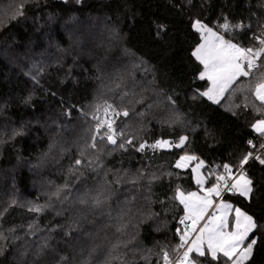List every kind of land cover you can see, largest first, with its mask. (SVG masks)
<instances>
[{
	"label": "trees",
	"instance_id": "trees-1",
	"mask_svg": "<svg viewBox=\"0 0 264 264\" xmlns=\"http://www.w3.org/2000/svg\"><path fill=\"white\" fill-rule=\"evenodd\" d=\"M225 17L240 27L217 29ZM197 19L244 47L264 38V0H0V264H164L162 249L173 262L177 186L198 189L189 164L203 160L207 177L247 152L264 158L251 128L264 106L250 92L199 95ZM105 104L129 111L115 117L116 145L91 119ZM158 140L169 146L137 151ZM186 154L198 160L176 168ZM245 171L252 199L223 198L256 220L245 264H264V165ZM219 256L192 254L231 264Z\"/></svg>",
	"mask_w": 264,
	"mask_h": 264
},
{
	"label": "snow or ice",
	"instance_id": "snow-or-ice-1",
	"mask_svg": "<svg viewBox=\"0 0 264 264\" xmlns=\"http://www.w3.org/2000/svg\"><path fill=\"white\" fill-rule=\"evenodd\" d=\"M79 2L80 0H77V3ZM17 14L22 15V12L18 10ZM224 20L223 24H218L216 27L225 33L233 31L234 27H240V25H231L227 17ZM192 26L201 35V43L192 52L193 57L202 66L198 79L208 81V87L199 92V95L213 103H220V99L226 92L231 91L233 94L237 91L250 92L255 100L264 106V38H256L259 47H244L231 39H226L220 31H214L199 19L195 20ZM242 77L247 83L241 80ZM169 99L171 100V97ZM109 109H112L114 117L129 115L127 109L117 111L112 105H108L104 109L106 116ZM257 110L259 111V109ZM96 119L98 120L95 129L97 135L101 128H106L100 138L116 145L117 139L124 136L123 129L118 130L115 127L114 119L111 121ZM252 128L261 137H264V119L257 120ZM187 140V136H181L175 146L182 147ZM131 143L132 140H125L119 144V147L124 149L126 144ZM248 144L255 147L251 140L248 141ZM168 146V141L158 140L151 145L141 143L137 151H144L145 147L155 150ZM91 147L95 148V143ZM260 149L264 150V143L260 145ZM250 159L258 160L260 164L264 165V158L261 155L254 156L252 152H247L235 165V172L233 165L225 163L218 166L223 168V173H217L215 169L209 168L207 177L200 174V169L204 167V161L199 160L192 171L196 174L195 183L199 186L200 192L185 193L177 186L174 198L178 199L184 208L185 214L179 221L184 225V230L181 232L180 229H177L180 243L172 251L179 253L180 249L185 250L182 255L177 256L175 264H198V261L192 258L193 253L199 257L210 254L213 261H218L220 258L218 254H222V257L230 261L231 264H245L250 259L256 239L249 240V235L259 225L252 215L239 207H234L223 198L225 193H230L244 197L249 201L252 199L254 182L245 171V165ZM193 160H198V158L194 155H183L176 162L175 167H187ZM75 163L80 165L81 160L77 159ZM212 176L215 177V182L205 188L208 178ZM217 198L219 203H215ZM100 204L101 201L97 198L94 206L99 207ZM36 210L39 211V209ZM188 221L191 223H187ZM201 221H204L203 226H199ZM193 233L196 234L195 239L190 240ZM161 251L164 264H172L169 252L164 249Z\"/></svg>",
	"mask_w": 264,
	"mask_h": 264
},
{
	"label": "built area",
	"instance_id": "built-area-1",
	"mask_svg": "<svg viewBox=\"0 0 264 264\" xmlns=\"http://www.w3.org/2000/svg\"><path fill=\"white\" fill-rule=\"evenodd\" d=\"M108 106V104H105V105H102L98 110H97V112L95 113V115L91 118L94 122H95V124L97 125V123H98V120L96 119V118H99V120H105V119H107V120H115V117L113 116V113H112V109H109V111H108V113H107V116L105 115V112H104V109L106 108ZM94 117H96V118H94ZM106 131V128H101V130H100V133H103L104 134V132ZM96 135H97V133H96ZM160 148H158V149H155L156 151H158ZM154 150V149H153ZM213 169H215V168H213ZM214 180H215V177H214ZM217 200H219V199H217ZM182 210H183V214L179 217V219H178V226H179V228L183 231L184 230V225H182V224H180V219H181V217H183L184 216V208H183V205H182ZM187 223H191L190 221H188ZM195 233H193L192 234V236L190 237V240L191 239H193L194 237H195ZM185 249H182L181 250V252L178 254V255H182V253H183V251H184ZM176 259H177V257H176ZM176 259L172 262V264H175V262H176Z\"/></svg>",
	"mask_w": 264,
	"mask_h": 264
},
{
	"label": "rangeland",
	"instance_id": "rangeland-1",
	"mask_svg": "<svg viewBox=\"0 0 264 264\" xmlns=\"http://www.w3.org/2000/svg\"><path fill=\"white\" fill-rule=\"evenodd\" d=\"M193 29H194V28H193ZM194 30H195V29H194ZM195 31H196V30H195ZM196 32H197V31H196ZM197 33L199 34L200 39H201V35H200V33H199V32H197ZM200 43H201V41H200ZM200 43H199V44H200ZM194 58H195V57H194ZM196 61H197V60H196ZM197 62H198V61H197ZM206 81H207V80H206ZM226 93H227V92H226ZM226 93H225V94H226ZM225 94H224V95H225ZM223 97H224V96H223ZM223 97H222V98H223ZM205 98H206V97H205ZM222 98H221V99H222ZM206 99H207V98H206ZM221 99H220V101H221ZM207 100H208V99H207ZM208 101H210V100H208ZM210 102L213 103L212 101H210ZM213 104H216V103H213ZM254 123H255V122H254ZM254 123H253V124H254ZM253 124H252V125H253ZM251 128H252V126H251ZM252 129H253V128H252ZM253 131L256 132L254 129H253ZM256 133H257V132H256ZM198 162H199V160H198V161H194L191 165L189 164V167H190V169H191V172H192V176H193V180H194V182H195V176H196V174L193 173L192 169L196 167V165H197ZM202 169H203V168L200 169V174L203 175V176H205L204 173H203V171H202ZM195 184H196V183H195ZM196 185H197V184H196ZM210 186H211V185H207V184H205V188L210 187ZM197 187H198V189H197L196 191H194V192H200V189H199V186H198V185H197ZM200 194L202 195L203 193H200ZM194 239H195V238H194ZM218 255H219V254H218Z\"/></svg>",
	"mask_w": 264,
	"mask_h": 264
},
{
	"label": "crops",
	"instance_id": "crops-1",
	"mask_svg": "<svg viewBox=\"0 0 264 264\" xmlns=\"http://www.w3.org/2000/svg\"><path fill=\"white\" fill-rule=\"evenodd\" d=\"M243 198H244V197H243ZM217 199H218V198H217ZM217 199L215 200V203H219ZM210 211H211V210H210ZM203 223H204V221H201L199 226H203ZM199 226H198V227H199ZM249 236H250V235H249ZM193 254H196V253H193ZM209 255H210V254H209ZM220 255H222V254H220ZM210 257H211V256H210Z\"/></svg>",
	"mask_w": 264,
	"mask_h": 264
},
{
	"label": "water",
	"instance_id": "water-1",
	"mask_svg": "<svg viewBox=\"0 0 264 264\" xmlns=\"http://www.w3.org/2000/svg\"><path fill=\"white\" fill-rule=\"evenodd\" d=\"M187 143V141L185 142V144ZM110 144V143H109ZM185 144L182 146V147H177V150L178 151H181L183 149V147L185 146ZM110 145H113V144H110Z\"/></svg>",
	"mask_w": 264,
	"mask_h": 264
}]
</instances>
